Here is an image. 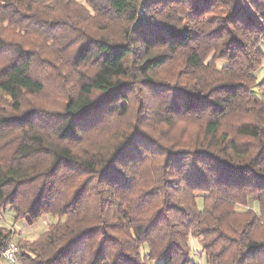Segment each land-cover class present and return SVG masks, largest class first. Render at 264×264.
Listing matches in <instances>:
<instances>
[{"label": "trees", "instance_id": "obj_1", "mask_svg": "<svg viewBox=\"0 0 264 264\" xmlns=\"http://www.w3.org/2000/svg\"><path fill=\"white\" fill-rule=\"evenodd\" d=\"M58 29L77 47L73 63L94 69L52 137L29 135L0 166V215L9 206L30 224L57 217L20 245L18 264H199L191 238L205 264H264V0H0V103L14 107L0 113L1 128L30 124L20 98L44 85L27 37L57 42ZM178 54L185 68L174 81L151 74ZM130 56L151 95L164 97L165 112L152 116L191 120L198 134L159 150L132 128L104 150L82 146L127 112ZM40 153L51 157L46 168L30 162ZM10 236L0 225V264Z\"/></svg>", "mask_w": 264, "mask_h": 264}, {"label": "rangeland", "instance_id": "obj_2", "mask_svg": "<svg viewBox=\"0 0 264 264\" xmlns=\"http://www.w3.org/2000/svg\"><path fill=\"white\" fill-rule=\"evenodd\" d=\"M79 1L84 2V0ZM88 28L93 29L91 27ZM116 28L117 26L112 28V30L116 31ZM57 33L59 34L57 42L46 41L45 34L40 32H34L27 37V40L30 41L31 45L33 44L32 48L35 50L31 74L42 81L44 88L40 92L24 91L20 98V109L18 112L27 113L31 121L30 124L26 123L25 127L19 126V124L8 128L0 127V166L13 162L12 158L16 154L17 148L21 142L27 140L29 135L43 134L47 136V139L52 137L51 131L53 124L56 122L55 117H59L64 111L68 98L77 93L79 82L94 69V65L91 64L76 66L72 59L77 47L68 48L63 45L64 41L60 40L62 29H58ZM46 42L48 43L46 44ZM25 43L29 44L28 41ZM259 47L264 54V41L260 43ZM4 62L5 57L0 56V64ZM184 63V56L178 54L171 62L151 74L163 82L174 81L179 70L185 68ZM125 65L127 66V76L123 80L132 82L134 86V90L128 99V110L123 115L113 114L106 119L102 126L88 131L86 140L82 142L84 148L104 150L111 147L122 135L128 134L132 128L146 132L148 136L151 135L160 144L157 147L159 150L176 146V143L182 142V137L186 139L199 133L200 130L197 123L191 120L179 119L172 123H166L153 117L151 113L156 109H161L163 113L165 112L163 95H151L150 86L141 81L142 77L137 74L131 56L127 59ZM256 76L258 82L264 79V60L257 70ZM143 77L146 78L147 76ZM148 77H150V72ZM255 92L257 95H261L258 88H255ZM13 108L9 101L0 103V113L11 114L14 111ZM136 123L140 124V126ZM30 162L46 168L51 163V157L45 153L35 154L31 157ZM31 198L32 193L28 192L23 200L28 202ZM197 203L201 206L200 200ZM56 219V216L45 214L33 224H30L24 219L17 220L14 218L11 208L7 206L6 211L0 215V225L10 231V240L16 243L19 253L20 245L23 242H32ZM191 239L192 257L199 264H205L204 259H202V256L200 257L196 250L198 246L196 240L193 239L191 241ZM1 264L9 263L1 260Z\"/></svg>", "mask_w": 264, "mask_h": 264}, {"label": "built area", "instance_id": "obj_3", "mask_svg": "<svg viewBox=\"0 0 264 264\" xmlns=\"http://www.w3.org/2000/svg\"><path fill=\"white\" fill-rule=\"evenodd\" d=\"M1 255H2V258L9 264L17 263L18 262V248H17L16 243L13 240H9L8 244L2 251ZM142 264H153V263L149 261V262H144Z\"/></svg>", "mask_w": 264, "mask_h": 264}, {"label": "crops", "instance_id": "obj_4", "mask_svg": "<svg viewBox=\"0 0 264 264\" xmlns=\"http://www.w3.org/2000/svg\"><path fill=\"white\" fill-rule=\"evenodd\" d=\"M193 239H191V241H192Z\"/></svg>", "mask_w": 264, "mask_h": 264}]
</instances>
